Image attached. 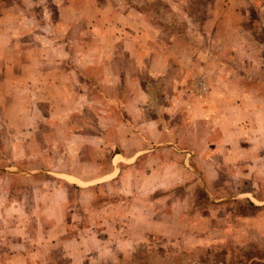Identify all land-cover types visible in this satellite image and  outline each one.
Masks as SVG:
<instances>
[{"label":"crops","instance_id":"crops-1","mask_svg":"<svg viewBox=\"0 0 264 264\" xmlns=\"http://www.w3.org/2000/svg\"><path fill=\"white\" fill-rule=\"evenodd\" d=\"M150 1L153 0H148ZM162 1L168 4L170 13L188 17V21L195 26L197 37L192 39L182 33L178 34L180 23L177 21H167L157 15L149 17L147 12H139L134 6L124 11L119 10L116 4H111V0H0V123L12 133L13 137L8 139L12 144L11 156L19 160L15 169H0V264H42L40 258L46 259L55 250L57 240L61 244L58 247L61 246L71 258L72 264H76L79 250L69 247L77 239H65L66 227L63 231L56 230L51 216L45 217L48 218L45 221L42 216L33 218L25 204L29 202L28 206L33 208V204L47 205L49 201V207L60 206L62 197L70 189V181L87 187L81 169H58L56 161L67 162L73 145L81 150L83 145L77 142L92 137L100 138L85 136L82 128L74 129L80 126L74 117L82 110H101L103 105L87 96L102 94V83L108 85L115 94L111 104H121L126 110H137L140 116L144 115L138 112V105L144 102L139 100L140 92L148 94L150 91L143 88L139 81L135 82L138 75L146 74L159 79L163 89L161 92L170 87L175 103L172 108L177 107L186 112L190 109L192 114L189 117L187 113L185 121L178 125L184 128L183 131L175 124V129L180 134L178 137L172 135V139L176 141L182 155L189 154L192 159L198 156V160L204 159L206 166L214 157L213 147L219 146L225 150L234 148L235 145L240 147V142L249 143L252 141L251 137L255 142L264 143V84L262 85L259 76L251 77L253 86L247 84L250 81L246 80L249 75L246 71L240 72L238 68L234 70L225 66V61L230 60L229 56H234L228 52V46L237 53L238 63L244 56V45H249L251 41V38L246 37V26L251 25L246 22L250 6L256 13L263 12L264 6L254 4L255 0H211V4L207 5V0H198L204 4L194 12L189 8L192 0ZM252 1L253 4L249 3ZM108 3L110 4L107 5ZM193 13L199 14V17ZM103 14H110L115 20L108 22L102 18ZM185 25L187 24L184 23V27ZM253 27L262 29L264 22L254 24ZM172 29L177 34H173ZM56 30H64L65 34L61 39L63 47L68 42L67 36L79 34L74 40L80 51L74 53L75 58L67 54L60 64L55 62L49 52V47L56 42L50 36H54ZM32 32L34 40L30 43L27 39ZM128 33L131 39L127 40L123 35ZM255 40L251 42L254 44ZM32 43L33 48L25 47ZM213 44L219 46L218 53L212 50ZM103 48H110V54L103 55ZM123 50L127 51L126 57L120 58L119 51ZM89 52H92L91 55ZM63 53L62 48L61 54ZM197 53L200 55L199 59ZM21 57H25V62H21ZM196 60L205 62V72L216 83L212 85L210 82L209 93L204 97L206 100L204 103L198 102L199 104L185 99V80L194 73ZM103 61H107L110 72H102ZM118 63H125L120 70L122 66L126 68L131 65L133 69L130 71L133 74L123 75L122 71H117ZM92 72L94 76L91 75ZM103 73L108 80L102 81ZM252 73L255 74L253 71ZM256 74L258 75L257 72ZM123 77H130L127 80L129 86H119L118 82ZM230 77L237 79V86L233 85ZM128 93L132 96L136 94V98L128 96L127 100H123L119 97L120 94ZM41 112L45 115H40ZM97 119V122L93 120L94 126L97 123L98 128L103 125L108 127L106 121L102 124L101 117L97 116ZM131 120L134 124L130 120L121 125L116 119L109 121L111 145L120 152L114 153V159L122 156L118 145L121 127L130 131L125 144L136 142L138 146L130 154L132 157L160 150V145L153 143L159 137L166 136L161 131L163 126L159 116L148 118V121ZM43 126H48L50 130L43 131ZM200 127L203 128L202 132L198 130ZM58 130L61 134L57 139L58 145H53L57 138L53 131ZM214 131L221 135L216 142L213 141L214 135H217L213 134ZM189 141L192 144L194 142V145L188 146ZM200 142L204 143L201 150L198 149ZM193 146L196 148L193 149ZM79 155L81 157L80 151L77 156ZM24 158L29 160L25 167L31 169H22ZM5 165L3 163L1 166ZM200 170L204 172L203 169ZM205 170L216 173V169ZM49 176L58 177L57 184ZM8 177L20 178L24 182L18 186L7 182L2 184L3 179ZM212 178L208 180L211 181ZM23 186L29 187L33 199L28 201L23 196ZM64 221L62 217V220L56 222L66 226ZM163 233L166 234L165 231Z\"/></svg>","mask_w":264,"mask_h":264},{"label":"rangeland","instance_id":"rangeland-1","mask_svg":"<svg viewBox=\"0 0 264 264\" xmlns=\"http://www.w3.org/2000/svg\"><path fill=\"white\" fill-rule=\"evenodd\" d=\"M111 1V4H116L119 10L124 11L134 6L139 12H147L149 17L157 15L167 21H177L180 23L178 34L182 33L192 39L197 37L195 26L188 21V17L170 13V7L162 0ZM249 3L253 4V1ZM256 3L264 6V0H255L254 4ZM201 4L204 2L192 0L189 8L196 12ZM207 4H211V0L205 1V5ZM250 9V14L246 15L248 16L246 22L251 23L249 24L251 27L246 26V37L251 38V41L256 39V43L253 44L250 41L249 45H244V56L238 63L237 53L228 46V52L234 56H229L230 60L225 61V66L234 70L238 68L240 72L246 71V74H249L246 80L250 81L247 84L253 86L251 77L259 76L263 85L264 28L255 29L253 26L264 22V11L253 12L252 6ZM193 14L199 17L197 13ZM103 15L102 18L108 22L112 23L115 20L110 14ZM184 23L187 24L185 27ZM172 33H176L174 29ZM64 34V30L61 32L56 30L55 35L50 36L56 39V42L49 47V52L59 64L67 54L75 58L74 53L80 51L74 40L79 34L67 36L68 42L63 47L61 39ZM123 37L127 40L131 39L129 33ZM27 40L30 43L33 42V32ZM32 46L33 43L25 47ZM62 48L63 54H61ZM109 49L103 48V55L110 54ZM212 50L218 53L219 46L213 44ZM29 53L32 54L30 51ZM91 53L89 52V55ZM126 54L127 51L123 50L119 51L118 55L120 58H125ZM24 58H20L21 62H25ZM73 63L72 60L71 64ZM124 64L118 63L116 70L122 71L123 75L124 73L132 75L131 65L126 68L122 66L120 70L121 65ZM194 66V73L190 75L188 73L189 76L185 80V99L191 103H204L206 100L204 97L210 90V82L212 85L216 83L205 72V62L196 60ZM102 70L105 73L111 71L107 61H103ZM105 73L102 74V81L108 80L104 78ZM91 75L94 76V72ZM129 78L123 77L122 81L118 82L119 86H129L127 81ZM230 79L233 85H238L235 77ZM137 81L143 88L146 87L150 91L149 95L140 92L139 100L144 102L138 105V112L143 113L142 116L137 114V110H126L121 104L117 106L111 104L110 101L115 94L105 83H102V94L87 96L88 98L90 96L93 101L96 99L103 106L100 111L82 110L74 117L75 122L80 125L74 129L82 128L85 136H98L100 138L97 139L100 140L92 137L87 138L86 141L77 142L83 145L81 150H77L73 145L71 150L68 149L70 152L67 162L57 163L58 159L56 161L58 169H81L83 172L81 175L85 177L87 187L80 186L82 183L71 182L70 179L68 184L70 189L67 190L66 196L62 197L60 206L49 207L48 201L47 205L36 204L38 206L36 208L37 206L33 204L32 208L27 202L25 206L29 215H33V218L42 216L44 221L48 219L45 217L51 216L54 218L58 231H63L66 227L67 235L64 238L77 239L69 247V249L79 250L78 257L75 259L76 264H264V143L255 142L251 137V142L242 141L240 147L235 145L234 148L229 147L230 149L226 150L219 146L213 147L215 148L214 157L208 166L204 163V159L198 160L197 154L195 159L190 158L189 154L182 155L172 135L178 137L180 133L175 129V124L177 128H181L178 125H182L187 113L189 117H192L191 110L187 112L178 110L176 106L173 109L172 106L175 105L173 92L170 87L165 89L168 91L169 88L168 93L161 92L163 89L159 79L144 74L138 75L135 79V82ZM128 96L136 98V94L135 96L130 93L119 95L123 100H127ZM45 111L43 108V113ZM43 113L41 112L40 115ZM95 115L96 118H94ZM97 116L101 117L102 124L106 121L108 127L103 125L98 128L97 123L94 126L93 120L97 122ZM154 116H159L162 120L163 130L161 131L166 135L153 142L155 145H160V150L132 157L130 154L136 151L138 146L136 142L133 144L128 142L130 145L125 144L128 141L127 133L130 131L121 127L118 132L120 138L118 145L122 156L114 159V153L119 151L111 145L110 119H116L121 125L126 123V120L134 124L131 118L135 122H141ZM43 128V131L49 129L48 126ZM181 129L184 130V128ZM198 130L202 132L203 128L200 127ZM201 132L198 134H203ZM53 133L57 136L53 145H58L60 131H53ZM213 134H217L213 139L216 142L217 137L221 135L218 131H214ZM11 137H13L12 133L3 123H0V166L6 163L0 169H15L16 163H19V160L11 156L12 144L8 141ZM188 144V146L194 145V142L192 144L189 141ZM173 145L176 147H172ZM203 145L204 143L200 142L198 149L201 150ZM78 151L81 157L77 156ZM28 161L27 158L23 159L22 169H31L25 167ZM205 169H216V173L212 174ZM210 177H213L211 181L208 180ZM46 178L48 179V176ZM49 178L55 181V184L59 181L58 177L49 176ZM3 182L18 186L24 180L8 177L3 179L2 184ZM23 188L21 190L23 196L28 201L33 199V193L28 190L29 187L23 186ZM62 217L65 219L66 226L56 222L62 220ZM48 222H51L50 219ZM164 231L166 234L163 233ZM55 245H57L55 250L48 254L46 259L40 258V262L42 264H72L66 251L61 246L58 247L61 245L60 240L55 241Z\"/></svg>","mask_w":264,"mask_h":264}]
</instances>
